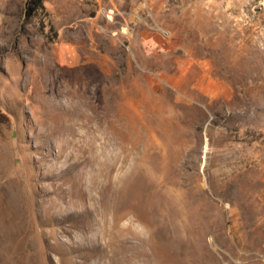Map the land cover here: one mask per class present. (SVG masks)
Wrapping results in <instances>:
<instances>
[{
  "label": "rangeland",
  "instance_id": "1",
  "mask_svg": "<svg viewBox=\"0 0 264 264\" xmlns=\"http://www.w3.org/2000/svg\"><path fill=\"white\" fill-rule=\"evenodd\" d=\"M27 2L0 0V264H264V0Z\"/></svg>",
  "mask_w": 264,
  "mask_h": 264
},
{
  "label": "crops",
  "instance_id": "2",
  "mask_svg": "<svg viewBox=\"0 0 264 264\" xmlns=\"http://www.w3.org/2000/svg\"><path fill=\"white\" fill-rule=\"evenodd\" d=\"M61 49H63L62 61H65V63L73 62V60L78 56L74 53L73 46H71L70 44L62 45Z\"/></svg>",
  "mask_w": 264,
  "mask_h": 264
},
{
  "label": "trees",
  "instance_id": "3",
  "mask_svg": "<svg viewBox=\"0 0 264 264\" xmlns=\"http://www.w3.org/2000/svg\"><path fill=\"white\" fill-rule=\"evenodd\" d=\"M43 0H28L27 2V15H33L39 9H43Z\"/></svg>",
  "mask_w": 264,
  "mask_h": 264
}]
</instances>
